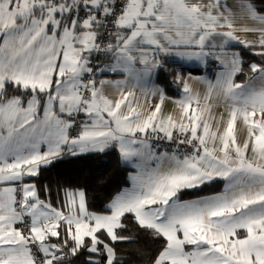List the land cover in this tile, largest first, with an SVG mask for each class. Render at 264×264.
I'll return each mask as SVG.
<instances>
[{"label": "snow or ice", "instance_id": "obj_1", "mask_svg": "<svg viewBox=\"0 0 264 264\" xmlns=\"http://www.w3.org/2000/svg\"><path fill=\"white\" fill-rule=\"evenodd\" d=\"M234 9L261 25L242 29L258 45L235 35ZM232 42L259 48L243 83ZM161 54L219 64L214 81L201 78L202 105L173 81L183 85L178 119L159 115ZM136 89L146 104L159 98L147 114ZM214 94L223 132L209 122ZM161 141L175 147L161 152ZM109 149L132 169L131 186L99 213L83 190H64L56 207L35 182L65 155ZM215 180L222 191L197 194ZM129 220L160 244L149 264H264V14L251 0H0V264H71L82 254L85 264H118Z\"/></svg>", "mask_w": 264, "mask_h": 264}, {"label": "trees", "instance_id": "obj_2", "mask_svg": "<svg viewBox=\"0 0 264 264\" xmlns=\"http://www.w3.org/2000/svg\"><path fill=\"white\" fill-rule=\"evenodd\" d=\"M251 3L258 12L264 13V0H251ZM244 54L246 57L243 64L244 73L238 74L237 79H246L249 76L250 62H261L259 57L248 52ZM176 65L178 66L175 61L165 62L157 76L158 82L169 92L173 88L179 90L178 83H173ZM129 172L130 167L122 162L118 151L109 149L104 153H88L75 157L65 155L51 166L42 168L35 182L40 189L45 185L50 188V199L56 207H59L58 200L62 198L64 190H83L86 193L89 210L99 213L122 188L128 185ZM196 192L199 195L213 191L208 185ZM41 196L44 198L43 192ZM187 197L192 196L184 195L182 198ZM126 223L128 227L122 235L128 236L131 242L116 243L118 264H149L150 256L159 249L160 244L148 233L138 230L131 220ZM85 260L86 254H82L71 258V264H85Z\"/></svg>", "mask_w": 264, "mask_h": 264}, {"label": "crops", "instance_id": "obj_3", "mask_svg": "<svg viewBox=\"0 0 264 264\" xmlns=\"http://www.w3.org/2000/svg\"><path fill=\"white\" fill-rule=\"evenodd\" d=\"M203 2L208 3L209 0H203ZM228 3H229V6L231 7L232 6V0H228ZM234 11H236L237 14L233 17H230V19L232 20L234 28L236 29L235 35L241 40L250 41V42H253L254 44L258 45V33L250 32V31L246 32V31H243L242 29L246 28V27L247 28H259V27H261V25L257 21H253V20L247 18L246 16L239 14L238 10L234 9ZM256 11H257V9H256ZM258 13L264 14L261 12H258ZM217 43H219V41H217ZM227 51L239 52L241 54V58H242L243 62L246 59L245 54H244L245 52H248L250 55L259 57V56L254 54L256 51H259L258 46L254 47V48L253 47L245 48L241 44L232 42L229 45V47L227 48ZM159 58L165 62H169V61L177 62L178 66L176 65V67H175V69H176V74L174 76L175 79L177 76H180L183 81H186L191 88L192 94L193 95L199 94V96L201 97V105H202L203 104V96L205 95V93L207 91V85L205 83L201 82V78L205 79V80L214 81L215 77H216V73L220 70L218 62L209 59V60H207L206 63H200L196 60L187 61V60H182L181 58L174 56V55L164 56L163 54H161V56ZM251 63H257V62H250V64ZM178 67H181V69L184 68V70H181V69L179 70ZM190 69H194V70H190ZM106 78L119 79L120 77L109 76ZM235 79H236L237 83H243L248 79V77L246 79H237V77H236ZM153 80H154L155 85L157 87L161 88L164 92V100H163V103L161 105V113L159 115L161 116V118H164V117L171 115L174 119H178L180 116V110H179L177 104L175 103V101L181 98L183 85L181 83H178L179 90L176 88H173L169 92V91L165 90L164 87L162 86V84H160L158 82L157 76H154ZM257 86H259V85H257ZM135 91H136V99L139 101V104L141 105L140 111L144 114H147L149 109L151 107H153L155 103L159 102L158 97L148 96L147 99H148L149 103L146 104L145 103L146 97L143 94V92L140 89H136ZM105 94L108 95L109 98H112V99L117 98V94L115 92H113L112 90H106ZM212 103L214 106L211 109L209 122L212 124L213 130H217V128H218L219 132H223V129L226 126L227 113L224 111V108L220 106L222 104V98L216 97L214 94ZM221 113H224L223 119L219 118ZM236 136H237L238 142L241 145L244 143V140L247 138V130H246L245 126L243 125L242 121H238L236 124ZM161 152H163V151H161ZM130 171H132L131 168H130ZM128 182H129L128 185L125 186L124 188L131 186L129 180H128ZM223 184H224V182L221 180H215L210 184H206L204 187L210 185L213 192L205 193V194L204 193L199 194V196H206V195H212V194L218 193V192L223 190ZM124 188H122L120 191H122ZM214 190H216V191H214ZM191 198H193V197H187V198H183V199H191Z\"/></svg>", "mask_w": 264, "mask_h": 264}, {"label": "built area", "instance_id": "obj_4", "mask_svg": "<svg viewBox=\"0 0 264 264\" xmlns=\"http://www.w3.org/2000/svg\"><path fill=\"white\" fill-rule=\"evenodd\" d=\"M174 147L175 145H169L166 141H161L159 144V151L170 150Z\"/></svg>", "mask_w": 264, "mask_h": 264}]
</instances>
